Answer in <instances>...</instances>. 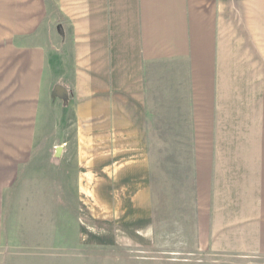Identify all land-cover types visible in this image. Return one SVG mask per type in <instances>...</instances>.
I'll list each match as a JSON object with an SVG mask.
<instances>
[{
	"label": "crops",
	"instance_id": "obj_1",
	"mask_svg": "<svg viewBox=\"0 0 264 264\" xmlns=\"http://www.w3.org/2000/svg\"><path fill=\"white\" fill-rule=\"evenodd\" d=\"M17 10L9 66L54 108L55 187L103 235L153 246L158 206L185 204L197 250L264 255V0Z\"/></svg>",
	"mask_w": 264,
	"mask_h": 264
},
{
	"label": "rangeland",
	"instance_id": "obj_2",
	"mask_svg": "<svg viewBox=\"0 0 264 264\" xmlns=\"http://www.w3.org/2000/svg\"><path fill=\"white\" fill-rule=\"evenodd\" d=\"M12 6L18 13L22 0H0V264H264L262 254L197 250L185 204L170 213L158 206L157 244L130 237L113 243L91 206L74 203L76 190L55 187L54 108L9 66Z\"/></svg>",
	"mask_w": 264,
	"mask_h": 264
}]
</instances>
